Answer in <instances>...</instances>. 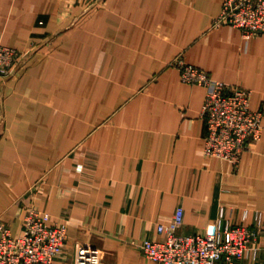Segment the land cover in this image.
I'll return each instance as SVG.
<instances>
[{
    "label": "crops",
    "instance_id": "crops-1",
    "mask_svg": "<svg viewBox=\"0 0 264 264\" xmlns=\"http://www.w3.org/2000/svg\"><path fill=\"white\" fill-rule=\"evenodd\" d=\"M222 3L0 0V42L31 50L0 83V222L21 233L31 206L65 222L60 264L78 244L101 264H157L142 242L183 208L182 233L260 224L237 264H264V129L237 166L207 156V89L173 64L249 88L264 113V33L215 25Z\"/></svg>",
    "mask_w": 264,
    "mask_h": 264
},
{
    "label": "built area",
    "instance_id": "built-area-1",
    "mask_svg": "<svg viewBox=\"0 0 264 264\" xmlns=\"http://www.w3.org/2000/svg\"><path fill=\"white\" fill-rule=\"evenodd\" d=\"M241 29L244 38L264 33V0H223L215 25ZM31 50L0 43V83L20 74ZM173 64L184 82L207 89L201 109L206 123L207 156L220 157L235 166L251 142L259 140L264 125L262 110L252 109L249 88L217 80L211 74L179 57ZM184 210L178 208L172 220L158 225L161 238H146L142 249L157 264H237L260 239L262 226L210 223L204 231L182 233ZM67 224L52 221L50 212L31 206L22 232L13 234L0 222V264H60L67 240ZM74 264H101V250L90 244L76 246Z\"/></svg>",
    "mask_w": 264,
    "mask_h": 264
},
{
    "label": "rangeland",
    "instance_id": "rangeland-1",
    "mask_svg": "<svg viewBox=\"0 0 264 264\" xmlns=\"http://www.w3.org/2000/svg\"><path fill=\"white\" fill-rule=\"evenodd\" d=\"M1 43V42H0ZM148 258V257H147ZM149 259V258H148ZM150 260V259H149ZM150 261H152V260H150Z\"/></svg>",
    "mask_w": 264,
    "mask_h": 264
}]
</instances>
